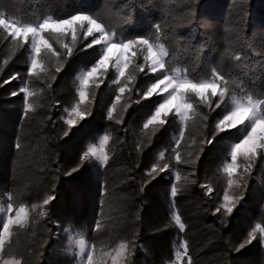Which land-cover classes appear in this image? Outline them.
Wrapping results in <instances>:
<instances>
[{"label":"trees","instance_id":"1","mask_svg":"<svg viewBox=\"0 0 264 264\" xmlns=\"http://www.w3.org/2000/svg\"><path fill=\"white\" fill-rule=\"evenodd\" d=\"M0 3V11L6 15L32 20L91 11L121 36L151 35L158 22L162 26L159 42L167 48L168 62L173 67L200 74L219 67L230 77L233 88L264 92V0ZM52 42L62 53L60 61L52 58L48 64L54 80L45 76L43 82L17 79L3 85L14 73L26 75L29 53L10 44L0 31V205L6 208V193L10 192L16 203L38 206L31 212L28 227L15 231L4 258H16L22 264H79L75 240L83 238L89 247L95 245L98 253L112 250L121 240H134L128 264H164L173 258L182 241H187L194 264H264L259 235L236 251L255 224L264 225V160L258 158L254 163L251 173L245 176L246 187L236 192L242 199L232 214L225 215L223 211L215 213V209L227 188L220 169L228 159L231 133H221L213 143H207L213 139L215 112L208 115L207 127L198 118L190 123L181 142L179 150L185 158L189 152L193 153L192 159L199 155L194 165L175 164L170 149L179 132L177 123L170 122L154 135L151 128L142 131L158 97L142 100L133 91L117 105L115 119L123 117V123L107 120V109L117 94L116 87L108 82L95 91L89 106L91 115L65 136L63 110L73 103L78 76L94 62L98 49L84 50L88 40H83L65 61L64 50L55 40ZM236 54H242L240 62L230 58ZM61 65L62 70L55 73V67ZM109 78H113L112 72ZM145 81L143 74H138L135 87L145 90ZM24 83L40 90L31 98L35 111L27 116L23 115L22 95H11ZM125 105H129L126 111ZM202 111L208 114V109ZM104 134L110 135L107 163L94 158L81 163L83 151L97 144ZM16 144H20L19 149ZM154 163H170L171 173H160L152 179L146 173ZM177 173L180 181L175 180ZM172 184L178 186L174 198ZM202 184H209L213 192L206 194ZM47 195L55 199L43 206ZM41 211L46 215L41 216ZM173 211L186 224L183 233L169 224ZM97 221L101 224L98 231Z\"/></svg>","mask_w":264,"mask_h":264},{"label":"snow or ice","instance_id":"2","mask_svg":"<svg viewBox=\"0 0 264 264\" xmlns=\"http://www.w3.org/2000/svg\"><path fill=\"white\" fill-rule=\"evenodd\" d=\"M153 28L154 33L151 35L121 36L91 11L80 10L67 16H46L38 20L15 17L14 14L6 15L4 11H0V31L4 33L5 40L29 53L26 75L14 73L9 79L3 81V85L17 79L43 82L45 76H51L54 80L55 75H52L48 61L51 58L60 61L62 53L54 48L52 41L55 40L64 50L66 61L73 55V49L78 42L88 40L84 50L95 47L98 49V55L93 63L81 70L74 101L70 107H65L63 110L66 118L63 116L61 118L67 125L64 135L67 136L68 130L91 115L89 106L95 98V91L105 84V81L109 79V73L112 72L114 75L111 84L116 87L117 94L107 109V120H115L117 124L123 123V117L115 119L117 105L125 95L130 96L133 91L142 100L159 97L143 122L142 131L151 128L154 135L155 131L164 128L170 122L177 123L179 132L175 137L174 146L170 149L174 154L176 165H194L199 160V155L192 159L191 152L187 154L188 158H185L179 150L181 142L185 139L190 123H194L198 118L205 122L207 127L208 115L215 112L213 139L207 140V143H213L215 137L221 133H231V142L227 151L228 159L220 169L226 177L227 188L224 191L222 203L216 207L215 213L223 211L225 215H230L242 199V195H237L236 192L246 187L245 176L251 173L258 158L264 160V92L255 93L242 87L233 88L230 77L219 67H211L203 74L189 68L173 67L168 62L167 48L159 42L161 24L154 23ZM230 58L240 62L243 57L242 54H236ZM62 67L63 65L55 67V73H59ZM138 74H143L146 78V89L143 91L135 87L134 82ZM48 87H51L50 83ZM38 91L40 90L30 89L28 84L24 83L18 91L11 93L13 97L22 95L24 116L35 111L31 98L36 97ZM128 106L125 105V111ZM205 108L208 109V114L202 111ZM109 141L110 135L104 134L100 137L98 145H88L80 157L81 163L94 158L101 164H106L109 159L106 151ZM204 142L201 141V143ZM137 147L139 150V145ZM16 148L19 149L20 144H16ZM163 156L164 153H160V159ZM171 168L170 163H154L146 175L155 179L160 173H171ZM191 175H195L194 170ZM175 180H181L179 173L175 175ZM195 182V180L192 181V183ZM201 187L208 195L213 192L209 184H202ZM177 192L178 186L172 184L171 196L174 198ZM6 196L8 200L6 208H0V211L5 213L0 218V264H22V261L16 258L5 259L4 253L15 231L28 227L31 212L38 206L36 204L29 206L24 202L16 203L10 192L6 193ZM54 199V196L47 195L42 205L47 206ZM39 214L46 215L43 211ZM169 224L177 226L180 233L186 229V224L175 211L171 214ZM168 226L166 224L164 227ZM100 228L101 224L97 221L95 229L98 231ZM258 235L261 246L264 247V225L257 223L247 232L244 241L239 244L236 251L251 244ZM78 236L82 237V234ZM75 246L78 249L81 264H97L95 245L89 247L83 238H79L75 240ZM134 247V240H121L115 248L104 255L110 257L111 264H128V258ZM164 264H194L187 241H182L180 249L175 252L173 258L166 260Z\"/></svg>","mask_w":264,"mask_h":264},{"label":"rangeland","instance_id":"3","mask_svg":"<svg viewBox=\"0 0 264 264\" xmlns=\"http://www.w3.org/2000/svg\"><path fill=\"white\" fill-rule=\"evenodd\" d=\"M52 59V58H51ZM51 59H49V61H48V64H50L49 62L51 61ZM53 61V60H52ZM81 74V73H80ZM112 75H114L113 73H112ZM109 77H111V72L109 73ZM112 79V78H111ZM111 79L109 78L108 80H106L105 81V83L106 82H108L109 84H111ZM135 83V82H134ZM143 84H146V81L143 83ZM155 97V96H154ZM159 98V97H158ZM233 131H235V130H233ZM99 144V141H98V143H97V145ZM0 208H2L1 207V205H0ZM4 208V207H3ZM5 213L4 212H2V211H0V216L1 217H3V215H4ZM106 252H109L108 250L107 251H103V252H101V253H98V252H96L95 251V257H96V259H97V264H111V259H110V257H105V255H104V253H106ZM79 264H81V260L79 261Z\"/></svg>","mask_w":264,"mask_h":264}]
</instances>
